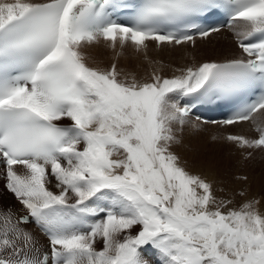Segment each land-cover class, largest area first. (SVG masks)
<instances>
[{
	"label": "snow or ice",
	"instance_id": "obj_1",
	"mask_svg": "<svg viewBox=\"0 0 264 264\" xmlns=\"http://www.w3.org/2000/svg\"><path fill=\"white\" fill-rule=\"evenodd\" d=\"M225 28L239 56L118 67ZM100 45L109 67L90 63ZM209 123L248 125L225 139L264 150V0H0V165L26 212L0 201V264H264L259 201L230 208L174 151Z\"/></svg>",
	"mask_w": 264,
	"mask_h": 264
},
{
	"label": "bare ground",
	"instance_id": "obj_2",
	"mask_svg": "<svg viewBox=\"0 0 264 264\" xmlns=\"http://www.w3.org/2000/svg\"><path fill=\"white\" fill-rule=\"evenodd\" d=\"M228 33H229L228 31L223 30L219 35H214L208 41H199L198 40L197 46L195 48H192L189 46V47L180 48V49H176V50H170V49H166V48L158 50L154 44L150 45V48L148 51L149 60H151L153 62L159 61L160 63L150 64L148 60L144 59L143 54H137L134 52L133 49H131L129 47V48L125 49L124 56H122L119 59V61L117 62L118 67L124 69L125 71L135 72L136 75L138 76V78H140V77H143V76L149 74L153 70V68H159V67H161V65H163L162 75L167 76V77H171L174 74H178V73H174V69H176V68L187 67V66L197 64V63L202 62V61L207 60V59L223 60L226 58H232V57L239 56L240 51L235 46V44L233 42V38H230L228 36ZM87 52L90 56V59L93 60V61L90 60V62H92V64H93V66L109 67L111 65V63L113 62L114 53L110 49L104 47L103 45L94 46L92 48H89V49H87ZM214 54H216V56H214ZM128 57H130V58H128ZM201 125H203L205 127H212V128L214 127V128H217L218 130L221 129L220 132H222V133L225 132L227 134H242V135H246L249 137H253L255 135L253 130L251 129V127L248 125L229 126V127H220L218 125H208V124H206V125L201 124ZM187 129L190 130V128H186L185 131ZM186 134H188V133H186ZM187 136H185V139ZM203 144H205V143H203ZM221 144H222V142H221ZM223 144H225V143H223ZM200 145H201V143H200ZM220 145L218 146L220 154L216 155L218 158V163L215 164L214 166H211L210 163L208 162L210 166L208 165V163H207V165L210 168L206 172H205V170L204 171L202 170L203 169L202 165L198 164L199 166H196V165L191 166V165H189L191 163L187 164V162H184V160H182V161L185 163V166L188 168V170L190 172H192L194 175H201L204 178H206L207 180H209L213 184L214 192H215V190H217V187L219 185L218 179L220 180V178L222 176V177H224V180H225V176H224L225 172H220V174L217 175L220 168H222V165H220V164H223V166H225V167H231L230 165H232L233 161H238L239 163H241V162H243V163L247 162L248 164L251 163V164H249L251 166V168H250L251 174H257L258 177L260 178V181L264 180V150H253L252 155L250 157H248L247 151L240 150L235 145H233L231 143H226L225 144L226 146L225 147L223 146V148H219ZM231 147H234L235 150H233ZM214 155H215V153L213 152L212 156H214ZM209 159H211V158H209ZM209 159H208V161H209ZM205 160H206V158H205ZM188 161H189V159H188ZM191 162H192V160H191ZM205 165H206V162H205ZM205 165H204V167H205ZM204 169H207V168H204ZM0 170H1V168H0ZM1 176H2V172H0V177ZM226 177H227V174H226ZM228 182H230V181H228ZM3 183H4V180H3ZM230 183H231V185L233 184L232 182H230ZM228 186H230V185L228 184ZM236 188L234 186L232 189H236ZM231 192H232V190H231ZM232 193H231V195H232ZM215 195H217V193ZM245 196H244V198H245ZM217 197L219 198V196H217ZM248 199L249 200H247V198H246L247 202L250 201V198H248ZM0 201H2V203L5 206L7 204H10L13 201L10 204V206L18 208L21 210L22 213H25L22 205H20L16 201L15 197L10 192H8L7 190H3L2 192H0ZM242 201L245 202V200H242ZM230 208H231V206H230ZM28 227L33 228V230L36 231L37 234H39L38 230L35 229V227L33 225H29ZM41 240L43 241L44 244H46V238L41 237Z\"/></svg>",
	"mask_w": 264,
	"mask_h": 264
},
{
	"label": "rangeland",
	"instance_id": "obj_3",
	"mask_svg": "<svg viewBox=\"0 0 264 264\" xmlns=\"http://www.w3.org/2000/svg\"><path fill=\"white\" fill-rule=\"evenodd\" d=\"M214 56H216V54H214ZM128 58H130V57H128ZM90 60L93 61L92 59H90ZM90 63H92V62H90ZM187 128H190V130L187 129L183 133V143L178 145V146H175L174 147V151L181 157L182 160H184V162H187V164L191 163V164H189L191 166L202 165L203 166L202 170L203 171L205 170V172H206L210 168V167H208L209 163H210L211 166H214L215 164L218 163V158L216 156L217 154L218 155L220 154L218 146L222 142V144L220 145L219 148H223V146L224 147L226 146L225 145L226 143H229L225 139V137L228 134L225 133V132L222 133V132H220L221 129L218 130L217 128H214V127L212 128V127L200 126V130L199 131L193 130L190 126L187 127ZM186 133H188V134H186ZM184 135L185 136L188 135L186 137V139H185ZM200 143H201V145H200ZM203 143H205V144H203ZM223 143H225V144H223ZM231 148L233 150H235L234 147H231ZM211 152L212 153L214 152L215 155L212 156ZM205 158H206V160H205ZM209 158H211V159H209ZM188 159H189L190 162L188 161ZM208 159H209V161H208ZM191 160H192V162H191ZM205 162H206V165L209 162L207 166L205 165ZM203 164L205 165V167H204ZM249 164H251V163H249ZM249 164L247 162L246 163H243V162L239 163L238 161H233L232 165H230L231 167H225V166H223V164H220V165H222V168H220V170L217 173V175H219L220 172H225L224 173L225 174L224 175L225 176V180H224V177H222V176H221V178L219 177L220 180L218 179L219 185L217 187V190L218 189L219 190L218 191L215 190L214 193L215 194L217 193L216 197L219 196V198L217 197V199H219V200L220 199L231 200L232 203L229 205V207L231 206V208H236V209L240 208L243 204H245L247 202L246 198H247V200H249L248 198H250V201H252V202L259 201V203L256 204V208L261 213H264V180L260 181V178L258 177L257 174H251V172H250L251 166ZM204 168H207V169H204ZM226 174H227V177H226ZM245 177H246V179H245ZM1 179H3L2 176H1ZM228 181L232 182L233 184L231 185V183L228 182ZM3 184L4 183H3V180H2V182H0V192H2L3 190H6L5 188H3ZM228 184L230 186H228ZM234 186H235V188L236 187L237 188L236 189H232ZM231 190H232L233 193L231 192ZM231 193H232V195H231ZM244 196H245V198H244ZM242 200H245V202L242 201ZM10 204H7L6 206H10Z\"/></svg>",
	"mask_w": 264,
	"mask_h": 264
}]
</instances>
